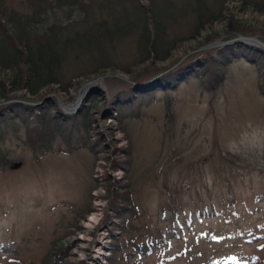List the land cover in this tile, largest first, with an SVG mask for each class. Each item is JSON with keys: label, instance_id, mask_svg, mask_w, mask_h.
<instances>
[{"label": "rangeland", "instance_id": "obj_1", "mask_svg": "<svg viewBox=\"0 0 264 264\" xmlns=\"http://www.w3.org/2000/svg\"><path fill=\"white\" fill-rule=\"evenodd\" d=\"M174 1L177 6L187 4ZM194 1L197 6L200 0ZM214 1L203 0L204 10L209 8L213 15H208L210 22L199 36L191 38L197 21L183 17L174 26L166 24L164 45L177 39L179 46L190 48L209 36L225 35L227 19H217L222 10L248 27L264 28V14L245 8L241 0H227L221 10ZM15 2L21 5V0ZM139 3L142 11L136 12V2L124 3L127 8L122 9L116 1H107L105 9L96 7L93 22L113 27L117 18L124 22V12L132 20L128 23L137 18L144 22L140 17L151 0ZM83 19L77 8L69 13L65 6L52 5L34 26L43 34ZM65 36L73 40L66 45L61 83L71 81V86L62 91L54 85V94L70 102L84 82L113 75L93 84L78 105L83 111L91 91H106L104 97L94 98L88 111L95 123L89 138L94 144L100 135L101 145L95 153L87 148L67 152L55 141L33 151L22 125L4 129L0 149L11 162L0 168V264H49L52 249L60 243L62 262L52 255L57 264H94L99 249L103 264H264V60L235 61L216 90L196 78L182 83L172 94L170 124L166 98L159 94L142 108L143 116L130 120L122 131L120 120L105 118L103 109L126 83L131 84V73L141 68L139 81H153L185 60L178 53L165 60L146 58L139 43L128 38L114 40L101 57L88 54L92 45L75 40L71 30ZM243 37L264 44L257 36ZM56 49L62 50L59 45ZM46 92L44 88L31 99ZM130 182L134 210L125 213L113 204L125 201L116 197ZM89 201L90 212L78 218L75 228L76 213ZM123 215L130 220L125 236L140 238L115 254L113 246L123 236Z\"/></svg>", "mask_w": 264, "mask_h": 264}, {"label": "trees", "instance_id": "obj_2", "mask_svg": "<svg viewBox=\"0 0 264 264\" xmlns=\"http://www.w3.org/2000/svg\"><path fill=\"white\" fill-rule=\"evenodd\" d=\"M107 1H116L121 4L119 7L123 6L122 9L127 8V3L132 6L136 2L138 6L135 5L133 10L136 12L142 11L140 8L142 5L139 0H21L22 6L16 5L15 0H0V142L3 140L5 128L11 127L17 130L22 125L25 131L26 144L33 151H39L46 146H51L55 141L60 142V147L66 146L67 152L87 148L95 153L94 148L101 145L102 137L100 135H98L97 142L94 144L90 140L91 134L94 133L93 128L95 126L93 124L95 123H93L94 119L89 117L88 111L90 110L91 102L95 100L94 98L104 97L106 91L99 88L91 91L89 99L85 102V109L83 111L78 110V113L72 115L62 111L56 99L48 98L45 100L47 96L56 92L54 85L58 84L62 91H68L71 86V81L65 84L61 83L65 64L67 63L66 45L68 41L73 40L65 36V33L70 30L74 34L75 40L82 38L87 40L85 44L89 42L92 45L88 54L99 53L98 55L100 56L108 50V45L114 40L119 42L124 38H128L139 43L146 53V58L156 57L159 60H165L169 57L176 58L178 53L181 54L180 60H185L179 67L170 72L168 71L175 65L165 69L162 72L167 73L158 79H153V81H139L140 76L144 75V71L141 68L131 73L133 75L131 78L133 84L126 83V86L103 109L105 118L120 120L122 131H127L130 120L140 119L143 116L142 108L156 100L159 94L166 98L168 106L167 116H169L168 124H170L173 119L171 111L172 94L179 89L182 83L196 78L201 80L211 90H216L225 80L227 67L235 61L247 59L256 64L261 59L264 60L263 49L241 41L202 50L200 51L201 53L190 55L218 40L230 42L243 36L252 35L264 41V28L248 27L244 22L238 21L235 15L227 18L223 15V10L219 11L220 14L217 19L219 21L227 19L225 35L221 34L218 37L209 36L203 42H199L196 46L190 48H186L183 45L179 46L177 39L164 45L166 24L174 26L178 21H183V17L197 21L196 30L191 38H195L202 33L210 22L209 16L213 15V13H209V8L204 10L203 0L198 1L197 6H194V0H187V4L181 6H177L174 0H151V4L146 8L144 7V17H140L144 19V22H139L137 18L135 21L128 23L132 20H128L130 17L125 15L126 12H124L121 17L125 18L124 22L122 23L117 18L114 23L113 21L111 22L113 27L108 26L106 22L99 24L93 22L96 7L104 8V3ZM226 1L215 0L214 4L220 5L219 8L221 10ZM250 1L252 0H241L245 8H253L264 14V4H262L264 2L260 4V2L252 1L250 4ZM52 5L65 6L69 13L77 8L83 12L84 19L65 26L52 27L47 33L38 34L34 24L38 22L45 7ZM162 29L164 31L159 36ZM58 45L62 48L60 52L56 49ZM174 51L177 52L174 53ZM103 56L101 55V57ZM175 64H177V61ZM84 78L88 79L89 75H85ZM44 88L47 89V94H42L37 100L31 99L32 96L37 95ZM20 91L22 94L18 95L17 93ZM261 91L264 95V85H262ZM25 93L29 97H26ZM72 98L73 96L70 99ZM18 100L31 103L42 102V104L32 106L12 102ZM7 102L10 103L5 104ZM123 107H127L124 112L120 110ZM112 112L116 115L113 116ZM91 145L93 148L89 147ZM128 151L129 148L127 149ZM10 162L9 157L2 153L0 149V168L10 165ZM119 164L122 163L119 162ZM129 164L127 165L130 166ZM123 191V195L118 193L117 197H115L121 198L120 196H122L125 201H121V204H113V207H120L125 213L133 211L132 183L126 184L123 187ZM90 210L91 202L89 201L76 213L75 228H78L76 226L78 218L83 217L84 219V216ZM123 216V236H120L119 242L117 241V244L113 246L115 254L121 252L124 248L132 246L135 244V240L140 238L138 236H125L130 229V220L125 215ZM63 250L61 243L53 248L50 253L49 264H57L52 259V255H57L62 262L63 259L60 257V253Z\"/></svg>", "mask_w": 264, "mask_h": 264}, {"label": "water", "instance_id": "obj_3", "mask_svg": "<svg viewBox=\"0 0 264 264\" xmlns=\"http://www.w3.org/2000/svg\"><path fill=\"white\" fill-rule=\"evenodd\" d=\"M239 41H248L251 42L253 44H255L258 47H261L264 49V44L259 41L257 38H239L237 40L231 41V42H219V43H214L211 44L209 46H207L206 48H203L202 50H207V49H213V48H217V47H221V46H226L229 44H233L235 42H239ZM107 77H113V75H107V76H103L100 78H95V79H90L86 82H84L82 84V86L77 90V92L75 93V96L73 97L72 101L70 102H64L60 97H58L56 94H51L48 96V98H54L56 99V101L58 102L60 108L67 114H75L78 112V105L81 102L82 97L86 94V92L90 89V87L95 84L98 81H102L104 78ZM129 83L133 84L132 81L127 80ZM47 98V99H48ZM18 103H23V104H27V105H32V106H38L40 104H42V102L40 103H25V102H21V101H16ZM10 103V102H7ZM5 103V104H7Z\"/></svg>", "mask_w": 264, "mask_h": 264}, {"label": "bare ground", "instance_id": "obj_4", "mask_svg": "<svg viewBox=\"0 0 264 264\" xmlns=\"http://www.w3.org/2000/svg\"><path fill=\"white\" fill-rule=\"evenodd\" d=\"M99 218V217H98ZM98 218H95L94 220H93V222L95 223L97 220H98ZM92 228V227H91ZM90 228V229H91ZM89 231V230H88ZM83 239V238H82ZM84 240V239H83ZM85 241V240H84ZM82 243V242H81ZM103 253L104 252H102L100 249L98 250V252H97V256H96V259L94 260V264H103V260H104V256H103Z\"/></svg>", "mask_w": 264, "mask_h": 264}]
</instances>
